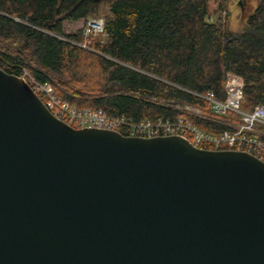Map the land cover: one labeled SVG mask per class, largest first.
I'll list each match as a JSON object with an SVG mask.
<instances>
[{"label":"water","instance_id":"1","mask_svg":"<svg viewBox=\"0 0 264 264\" xmlns=\"http://www.w3.org/2000/svg\"><path fill=\"white\" fill-rule=\"evenodd\" d=\"M0 264H264V160L75 128L0 67Z\"/></svg>","mask_w":264,"mask_h":264},{"label":"trees","instance_id":"2","mask_svg":"<svg viewBox=\"0 0 264 264\" xmlns=\"http://www.w3.org/2000/svg\"><path fill=\"white\" fill-rule=\"evenodd\" d=\"M256 1L234 31L229 15L209 21L211 0H0V67L29 69L71 104L136 119L178 116L175 102L206 105L186 89L224 98L235 73L252 109L264 104V0ZM104 3L106 41L84 48L85 23ZM195 121L225 127L208 114Z\"/></svg>","mask_w":264,"mask_h":264},{"label":"built area","instance_id":"3","mask_svg":"<svg viewBox=\"0 0 264 264\" xmlns=\"http://www.w3.org/2000/svg\"><path fill=\"white\" fill-rule=\"evenodd\" d=\"M104 29L103 16H90L83 28L84 41L78 44L90 48L92 39L103 35ZM20 76L31 85L55 117L75 128L109 129L146 138L181 135L199 148L246 151L264 160V104H258L252 109L243 107L244 80L235 73L227 74L224 98H219L213 91L186 89L206 105L175 102L171 105L180 113L178 116L140 119L127 114L113 115L103 108L71 104L59 96L51 82L39 80L27 68L22 69ZM207 114L218 118V123L225 127H214L211 130L201 127L195 119Z\"/></svg>","mask_w":264,"mask_h":264},{"label":"rangeland","instance_id":"4","mask_svg":"<svg viewBox=\"0 0 264 264\" xmlns=\"http://www.w3.org/2000/svg\"><path fill=\"white\" fill-rule=\"evenodd\" d=\"M257 4L256 0H211L209 21H215L219 15L223 18L229 15L230 28L234 31H240L245 26L248 16L254 12ZM107 10L108 3H104L100 15L105 18ZM82 25L83 23L78 27L80 28ZM100 37L102 41H106L105 34Z\"/></svg>","mask_w":264,"mask_h":264}]
</instances>
